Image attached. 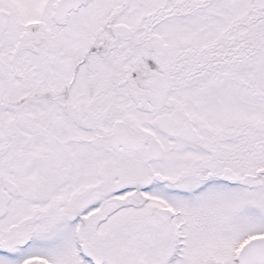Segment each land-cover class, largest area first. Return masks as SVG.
<instances>
[{
  "label": "snow or ice",
  "instance_id": "snow-or-ice-1",
  "mask_svg": "<svg viewBox=\"0 0 264 264\" xmlns=\"http://www.w3.org/2000/svg\"><path fill=\"white\" fill-rule=\"evenodd\" d=\"M0 264H264V0H0Z\"/></svg>",
  "mask_w": 264,
  "mask_h": 264
}]
</instances>
